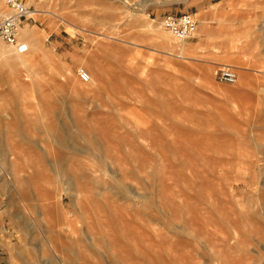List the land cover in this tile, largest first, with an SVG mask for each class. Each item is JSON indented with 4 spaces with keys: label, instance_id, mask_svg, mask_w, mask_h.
I'll use <instances>...</instances> for the list:
<instances>
[{
    "label": "rangeland",
    "instance_id": "obj_1",
    "mask_svg": "<svg viewBox=\"0 0 264 264\" xmlns=\"http://www.w3.org/2000/svg\"><path fill=\"white\" fill-rule=\"evenodd\" d=\"M24 1L41 47L0 62L18 264H62L68 214L101 264H264V0Z\"/></svg>",
    "mask_w": 264,
    "mask_h": 264
},
{
    "label": "crops",
    "instance_id": "obj_2",
    "mask_svg": "<svg viewBox=\"0 0 264 264\" xmlns=\"http://www.w3.org/2000/svg\"><path fill=\"white\" fill-rule=\"evenodd\" d=\"M206 41L202 42V46L206 45ZM0 264H18L20 262L18 233H17V216L15 215V206L13 205V196L17 191L13 185L19 182L16 180L9 182L0 177ZM7 197V199H5ZM76 216V215H72ZM70 214L64 216L62 220V264H101V241L102 234L99 231L94 232V240L82 239L79 232V223L77 220H70ZM28 226L32 227L30 220H25ZM101 227V225H99ZM32 229V228H31ZM75 231V232H74ZM34 234L29 231L25 235L27 239V247L30 249L37 247L32 244Z\"/></svg>",
    "mask_w": 264,
    "mask_h": 264
},
{
    "label": "built area",
    "instance_id": "obj_3",
    "mask_svg": "<svg viewBox=\"0 0 264 264\" xmlns=\"http://www.w3.org/2000/svg\"><path fill=\"white\" fill-rule=\"evenodd\" d=\"M31 12L24 0H0V41L14 47L19 54L29 51L28 45L20 40V29ZM162 27L182 43L192 39L198 31L197 21L189 14L168 15L162 20ZM79 77L84 83L91 81L90 74L84 69L79 71ZM219 79L233 85L237 83L238 75L225 68L220 71Z\"/></svg>",
    "mask_w": 264,
    "mask_h": 264
},
{
    "label": "bare ground",
    "instance_id": "obj_4",
    "mask_svg": "<svg viewBox=\"0 0 264 264\" xmlns=\"http://www.w3.org/2000/svg\"><path fill=\"white\" fill-rule=\"evenodd\" d=\"M30 15L31 16L36 15V12H34V14H33V12H31ZM20 37L30 48L34 47V45H35L37 47L35 49L38 50V48L41 47V37H42L41 35H38V34L33 35V33H31L29 30H25V31H22V34L20 35ZM12 48H14V47H12ZM14 50H16V49L14 48ZM27 53H25V54H27ZM25 54H19L18 53V57L13 56L12 49L10 47L5 46L3 44V42L0 41V62H3L2 66L12 67L15 65V63H14L15 61H18L19 64H21V65H27L29 63V61H28L29 55H27V57H24V56H26Z\"/></svg>",
    "mask_w": 264,
    "mask_h": 264
}]
</instances>
